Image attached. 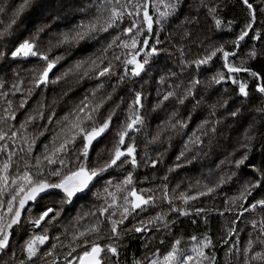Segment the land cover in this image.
I'll return each mask as SVG.
<instances>
[{"label": "snow or ice", "instance_id": "6c2138e0", "mask_svg": "<svg viewBox=\"0 0 264 264\" xmlns=\"http://www.w3.org/2000/svg\"><path fill=\"white\" fill-rule=\"evenodd\" d=\"M32 4L33 0H24L13 9L7 23L0 20V42L7 41L11 45L7 50H0V59L10 56L13 61L30 58L38 61L37 65L27 70L26 77L13 71L17 79L9 91L2 90L4 84L0 81V100L7 105L0 114V155L4 157L0 159V264H37V261L40 264H60L57 242L69 249L63 257V264H121L120 242L133 233L139 234L138 238H143L146 243L143 245L145 256L143 259L133 258L132 264H217L215 253L209 254L214 246L207 233L190 235L185 239L183 235L172 232L177 221L169 218L170 213L188 217L193 212L203 217L205 223L212 212L221 217L225 213L234 214L225 226L227 236L237 234V221L244 218L245 213H251L252 218L247 223L255 236L249 233L242 248L235 242L228 247L224 264H264V159L257 165L250 158L257 139V124L264 128V105L254 109L256 115L248 123L239 142L242 149L239 157L234 149L216 165L220 174L214 182L208 178L197 179L195 185L190 184L186 190L179 191V184L169 188L167 174L162 177L163 183L157 189L137 187L135 177L136 170L142 165L155 169L163 162L164 153L157 152L153 158L148 145L169 142L174 135L183 133L187 139L176 161L191 163V159L205 154L203 149H211L217 138L223 135L221 125L224 118L218 115V109L227 111L229 101L224 98L207 103V116L191 133H184L193 112L205 110L207 98L201 89L206 91L214 85L231 83L235 86L233 91L236 95L246 100L250 94L249 82L238 78V74L243 72L252 79L255 91L264 99V72L253 70L246 60H241L239 64L230 60L236 57L240 42L253 29L257 8L264 16V0H256L255 5L253 0H240L246 18L241 31L232 41L212 40L200 24L203 9L205 18L214 28L222 29V0H199L196 15L184 17L178 26L181 29L178 46L174 45L178 52L179 71H169L167 76H160L157 98L151 106L154 112L165 111L166 119L157 125L150 138L146 137L145 150L140 159L137 158L136 135L146 127L143 112L147 96L143 87L135 88L133 78L142 79L143 75L150 74L151 59L160 52L158 37L179 14L181 0H95L92 5L95 12L91 17L57 33L55 45L50 38L47 51L41 50L40 46L41 34L49 27L47 24L37 26L26 38L8 39L14 34L13 25L17 24V18ZM37 8L42 9L43 5H37ZM0 13L7 15L6 6H0ZM231 23L228 22L229 25ZM153 34L157 37L154 44L149 39ZM258 36L259 32L252 39ZM101 37L106 43L95 53L76 60L55 79H50V72L63 59L62 56H49L53 46L72 47L81 42H99ZM228 43L233 46L231 49L226 48ZM261 55H264V49L258 52L253 48L247 53V58L256 60ZM217 61L220 64L213 70ZM193 67L195 75L187 71ZM202 69L211 72L206 80L199 78ZM69 78L77 81L95 79L98 83L62 116L57 118L54 108L48 112V125L54 123V127L47 142L42 143L37 151V142L49 130L48 125L41 126L36 133L28 129L38 118L45 119L46 105L38 102L18 126L10 122L16 120L17 110L25 107L35 90ZM113 78L116 82L109 85L111 90L108 91L103 81ZM26 79L27 88L24 87ZM121 85L125 86L128 94L127 102L124 96L114 100ZM10 93L12 96L20 94L17 108L8 99ZM125 103L126 107L122 109ZM182 109L186 115L181 114ZM105 110L106 114H103ZM240 114L241 107L228 112L232 118H238ZM106 137L105 144L93 160V149ZM241 166L249 168L253 178L241 185L237 195L225 199L222 211L194 207L191 202L201 197L214 199L217 189L236 174L231 169L238 170ZM180 167L182 164L176 163L168 168V173ZM225 168L229 171H224ZM111 171H119L120 177L104 180L102 191L92 193L100 203L89 211L79 213L71 232L64 228L63 234L71 237L69 243L64 245L60 235L50 237L49 229L55 226L65 210L64 206L87 195L104 174ZM177 200L180 201L179 206ZM162 204L167 205V210L161 209L155 215L136 220L140 213L154 210ZM88 218H91L88 223H81ZM130 218L136 220L131 227L128 226ZM192 222L196 223L195 220ZM160 233L163 235H158ZM50 239L53 242L48 247ZM223 243L228 244V241Z\"/></svg>", "mask_w": 264, "mask_h": 264}, {"label": "trees", "instance_id": "16d2710c", "mask_svg": "<svg viewBox=\"0 0 264 264\" xmlns=\"http://www.w3.org/2000/svg\"><path fill=\"white\" fill-rule=\"evenodd\" d=\"M23 2L24 0H0V6H6L7 9V15L0 13V20L7 23L8 17L11 15L13 9ZM94 2L95 0H33L32 6L27 8L17 18V24L13 25L14 34L8 39L16 40L17 37L26 38L35 31L37 26L47 24L49 27L40 37L41 50L47 51L50 38L52 39L53 45H55V36L57 33L66 31L81 20H86L91 17L95 12V9L92 7ZM255 2L256 0H253L254 5ZM222 3L223 7L220 12V18L222 19L223 27L221 30H216L210 20L205 18L203 9H201L200 13V24L202 25V29L206 35L216 42L234 40L236 35L241 31L246 18V13L240 4V0H222ZM181 4L182 7L177 17L171 20L170 25L165 26V30L158 37L161 41V43L157 45L160 52L151 59L152 69L150 70V74L143 75L142 79L140 77L133 78L135 80V88L140 89L143 87L144 93L147 96V100L145 101L146 107L143 112L146 127L136 135L138 159L143 156L146 137L150 138L151 134L156 130L157 125L166 119L165 111L154 112L151 107L157 98V81L160 76H167L169 71H179V68L177 67L178 52L176 47H174V45L178 46L179 43V33L181 29H179L178 26L186 15H196L195 8L199 4V0H181ZM37 5H43V8L38 9ZM229 21L232 22L231 25L228 24ZM258 32L260 33V36L256 39H252V37L256 36ZM116 34L117 33H113V35ZM149 39L150 42L154 44L157 37L153 34ZM104 43H106V41L101 37L99 42L95 40L81 42L79 45H74L72 47L53 46L52 50L49 52V56H62L63 59H61L52 72H50V79H55L57 75H60L76 60L83 59L95 53ZM5 45H7V47H5ZM225 46L228 49L233 47L230 43ZM10 47L11 45L8 44L7 41L0 42V50H7V48ZM253 48L258 52L261 49H264V16L260 15L258 8L253 29L249 30V35L240 42L239 48L236 49V57L230 58V60L236 64H239L241 60H246L247 65L253 70L264 72V55L258 56L256 60H250L247 58V53ZM194 53L195 50H193V54ZM142 55L143 53H141V56ZM37 64L38 61L35 58L13 61L9 56L6 59H0V81L4 84L2 90L9 91L11 84L17 79L13 74L14 70L18 71L20 76L26 77L27 70ZM219 64L220 61H217L213 66V70L215 67H218ZM122 70L123 69H118V71ZM187 71L193 72L194 75L196 74L194 67ZM209 75H211L210 71L202 69L199 78L201 80H206ZM238 78L249 82L250 94L248 99L245 100L244 98L238 97L233 91L235 86L231 83L214 85L206 91L201 89V93L207 98V102L204 105L205 110H195L193 112L192 120L189 122V127L184 129V133H191L192 130L197 127L199 122L207 116V103H214L221 98L228 99L229 104L227 111L225 109H218V115L224 118L221 125L223 135L217 138V141L213 143L211 149L207 147L204 148L203 153L205 154L198 155L196 159H191V156H189L191 163H186L184 160L176 161V156L179 155L184 141L187 139V136L183 133L174 135L169 142L148 145V151L153 158H155L157 152L164 153L163 162L157 165L155 169L143 165L137 169L135 172L137 187L157 189L158 186L163 183L162 177L167 174L169 177L167 181L169 188H174L179 184V191H184L190 184L195 185L197 179L204 180L205 178H208L210 182H214L220 174L216 170V165L220 160L224 159L225 155L233 152L234 149L237 150L236 156L239 157L240 152L242 151L239 142L242 140L243 132L248 127V123H250L256 115L254 109L257 106L264 105V99H262L260 94L255 91L252 79L247 73H239ZM103 82L106 85V89L110 91L111 88L109 85L116 81L115 78H113L111 81L105 80ZM97 83L98 81L95 79L77 81L74 78L61 80L57 84L49 83L47 87H42L34 91L25 107L17 110L16 120L10 123H15L18 126L20 121L24 120L25 116L37 106L38 102L42 101L46 105L45 119L41 120L38 118L28 129L29 132L36 133L41 130V126L48 125L46 117L52 108L55 109L57 118L62 116L75 103H78L89 89L95 87ZM128 83L131 84V81ZM28 86L26 79L24 87L27 88ZM69 88H71L70 91H68ZM225 89H227V91H225ZM65 91H67V95H64ZM120 96H124L127 102L129 97L124 85H121L117 90L114 100H118ZM20 98L19 93L15 96H12L10 93L8 97V99L13 101L14 108L18 107ZM197 98L199 99V96ZM53 100H56L57 103L53 104ZM6 106L7 105L4 101L0 100V114L3 113V108ZM124 107H126V103L122 105V109ZM188 107L191 108V105H188ZM236 107H241V114L238 118H232L228 115V112ZM103 114H106V110ZM181 114L186 115V111L182 109ZM120 116L121 118L123 117L122 110ZM53 127L54 123L48 125L49 130L44 136L40 137L37 142V151L40 150L42 143L47 142V138L51 136ZM257 129V139L254 142L250 158L253 163L259 165L261 160L264 159V142H262L264 128L257 124ZM110 136L111 133H109V137ZM106 140L107 137L104 140H101L93 149L91 153L93 160H95L97 151L105 144ZM3 158L4 157L0 155V159ZM176 163H181L182 167L177 168L172 173H168V168ZM224 171H229V169L225 168ZM231 171H235L236 174L232 176L231 180L217 189L214 199L210 197H201L198 201L191 202L194 207L220 209L222 211L224 209L225 199L237 195L241 185L246 180L253 178L251 170L244 166H241L238 170L232 168ZM210 173L211 175H209ZM120 175L121 173L119 171H111L104 174L103 178L95 184L91 192L76 199L73 204L65 205V210L61 213L58 221L55 222V226H51L49 229L50 237L60 235V241L63 242L64 245H67L71 237L70 235L66 236L63 234L64 228L67 227L69 232H71L76 216L81 212L93 209L95 205L100 203V201L95 199L92 193L97 190L102 191L104 180L116 179L120 177ZM254 195L256 194L254 193ZM249 199L251 200L252 198L250 197ZM48 203H51V201H48ZM176 204L179 206L180 201L177 200ZM161 209L167 210V205L162 204L154 210L150 209L140 213L136 220L155 215V212L160 211ZM33 211L35 212V208ZM25 215H28V213H25ZM258 215L259 214H257V218ZM169 218L177 221L172 228V232L176 235H183L185 239L190 235L199 236L202 233H207L211 236L214 247L209 251V254L211 255L213 252L215 253L217 264H224L225 250L232 246L234 242L241 247V244L239 243L243 240L247 241L249 233H252L253 237L255 236V232L251 228V225L247 223L248 219L252 218L251 213H245L244 218L237 221V234L232 236H227L225 231V226L228 221L234 218V214L232 213H225V216L221 217L216 214V212H212L207 218V223L204 222L203 217L196 216L194 212L188 217H177L175 214L170 213ZM90 220L91 218H88L81 223H88ZM136 220L130 218L131 222L128 223V226L131 227V224L135 223ZM193 220H195L196 223H193ZM149 235H151V233H149ZM158 235H163V233ZM138 237L139 234L133 233L125 236L120 242L122 245L120 249L121 264H132L133 258L143 259L145 256L143 245L146 241H144L143 238ZM224 240H227L228 244H224ZM52 242L53 241L50 239L48 247L51 246ZM13 243L15 244L16 241L14 240ZM57 245L56 252L60 257V264H63V257L69 249L67 247H61L60 242H57ZM37 264H40V262L37 261Z\"/></svg>", "mask_w": 264, "mask_h": 264}, {"label": "rangeland", "instance_id": "374dc122", "mask_svg": "<svg viewBox=\"0 0 264 264\" xmlns=\"http://www.w3.org/2000/svg\"><path fill=\"white\" fill-rule=\"evenodd\" d=\"M245 243H246V240H243L239 244H241V247H243Z\"/></svg>", "mask_w": 264, "mask_h": 264}]
</instances>
